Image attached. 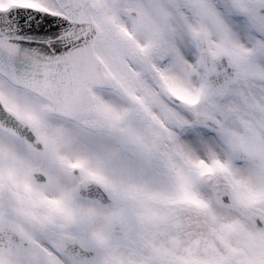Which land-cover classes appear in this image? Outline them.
Wrapping results in <instances>:
<instances>
[{
  "label": "snow or ice",
  "instance_id": "snow-or-ice-1",
  "mask_svg": "<svg viewBox=\"0 0 264 264\" xmlns=\"http://www.w3.org/2000/svg\"><path fill=\"white\" fill-rule=\"evenodd\" d=\"M0 264H264V0H0Z\"/></svg>",
  "mask_w": 264,
  "mask_h": 264
}]
</instances>
